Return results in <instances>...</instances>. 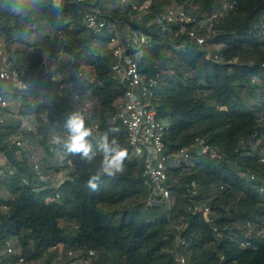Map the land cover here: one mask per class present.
Returning <instances> with one entry per match:
<instances>
[{
    "label": "trees",
    "instance_id": "trees-1",
    "mask_svg": "<svg viewBox=\"0 0 264 264\" xmlns=\"http://www.w3.org/2000/svg\"><path fill=\"white\" fill-rule=\"evenodd\" d=\"M93 1L0 0V46L33 35L38 39V50L18 66L21 85L0 81L1 91L21 100L11 102L20 105L19 112L3 109L12 119L0 122V156L6 159L0 165V263L25 257L52 264V249L62 246L66 252L95 251L91 264H183L180 259L184 264H264V0H139L150 4L139 14L119 3L102 8L125 36L137 31L150 39L139 65L143 74L161 75L153 105L169 124L167 152L203 138L222 155L213 159L191 151L193 158L170 174L171 208L160 197L148 205L145 166L134 157L125 124L115 118L126 87L112 73V34L86 25ZM173 5L198 20L215 15L201 44L188 34L196 26L186 25L181 33L180 26L163 31L154 23ZM46 60L59 62L58 68L46 69ZM85 68L90 79L83 75ZM63 71L66 80L54 81L53 74ZM65 81L90 91L96 107L84 115L88 126L97 125L99 136L119 129L117 138L128 150L124 172L102 177L97 191L86 185L99 168V154L88 162L64 152L60 166L50 150L54 135L65 134L66 116L75 111L60 95ZM26 115L35 117L37 127L30 133L41 138L49 158L39 170L11 143L23 133ZM67 169L65 180L49 181ZM195 203L209 206L210 213L190 210ZM8 242L18 254L7 253ZM62 261L69 262L66 256Z\"/></svg>",
    "mask_w": 264,
    "mask_h": 264
},
{
    "label": "built area",
    "instance_id": "built-area-1",
    "mask_svg": "<svg viewBox=\"0 0 264 264\" xmlns=\"http://www.w3.org/2000/svg\"><path fill=\"white\" fill-rule=\"evenodd\" d=\"M108 4L119 3L123 7H129L133 11L146 13L149 11L150 4L140 3L139 0H95L91 2V9L85 15V22L90 30L96 33L109 31L112 35L110 38V46L113 50L114 61L112 64V73L125 87L126 93L122 103L119 105L115 118L122 120L128 131V140L132 147L134 157L142 161L145 166L146 175L148 176L147 185L151 187V197L148 205L152 206L158 197L166 199L171 208L174 202L171 200V191L169 188L170 174L174 169L182 166L190 161L193 156L191 151L199 149L202 154H209L213 159H221L222 155L213 150V148L203 138H198L194 145L190 148H184L178 152L168 153L164 144V134L169 124L158 118V112L154 107V99L156 89L160 84V73L154 76L143 74L140 71L139 60L142 56V47L150 45V39L144 33L133 31L127 36L124 35L122 28L116 23L109 22L103 13V6ZM200 21L192 12L186 11L183 7L173 5L169 9L157 15L154 23L166 31L170 25L181 27L180 32H186V25L196 26ZM212 26V25H211ZM210 26V30H211ZM189 36L198 40L201 44L203 40L197 36L195 28L188 32ZM18 38L15 37L14 41ZM218 59L217 56H215ZM48 63L45 62V68L48 69ZM53 80L63 82L66 80V72H57L53 74ZM0 81H9L15 86H20V71L16 65H10L3 62L0 65ZM76 84L65 81L60 86V95L66 91H74ZM79 98V94L75 95ZM20 105H13L6 91L0 90V122L3 123L5 118L2 113L3 109H10L15 114L19 112ZM14 114V115H15ZM20 131L30 133L34 129L24 122L22 117V125ZM93 139L94 145L99 140L97 134V125L94 126ZM65 134H55L50 143V150L55 153L58 165H64L66 160L64 151L61 147V140ZM13 146L17 147L26 156L32 155L33 149L28 138L20 135L11 140ZM98 154V153H97ZM31 164V163H30ZM71 164V161H69ZM36 170L40 169L37 162H33ZM3 171L0 170V174ZM196 196L197 193L193 192ZM190 210L193 212L210 213V207L195 203ZM180 229V228H177ZM8 254H18L11 242L7 243ZM52 253L55 254L52 264H91L96 253L89 251H69L66 252L62 246L54 247ZM69 260L64 263V257ZM184 264V260L180 259ZM1 264V263H0ZM14 264H36L35 260H27L25 257H19Z\"/></svg>",
    "mask_w": 264,
    "mask_h": 264
},
{
    "label": "rangeland",
    "instance_id": "rangeland-1",
    "mask_svg": "<svg viewBox=\"0 0 264 264\" xmlns=\"http://www.w3.org/2000/svg\"><path fill=\"white\" fill-rule=\"evenodd\" d=\"M195 9L197 8L194 7L193 10L195 11ZM214 16L215 15H213L210 18L206 14L200 16V19H199L200 22L195 27L197 31V35L200 38L205 39L206 37L205 33L207 34V32L209 31L208 28H210L212 19L214 18ZM37 42H38L37 37L33 35L19 42L11 43L10 45L6 44V45L0 46V65L3 62H7L10 65H16V66L21 65V63L25 59L31 58L32 54L38 50ZM44 57L45 59H47L48 54H44ZM60 59L64 60L65 56L61 55ZM46 62L48 63V66L50 67L51 70H56L59 66V62H53L50 60L48 61L46 60ZM66 64L63 66L64 68L67 67ZM168 68H169L168 70H170L171 66L169 65ZM163 71L166 72V70L164 69ZM83 75L87 79H90L91 78L90 69L85 68L83 71ZM78 94H79V98L76 99L75 95H78ZM89 94H90V91L86 88V85L82 83H77L74 91L68 90L63 94V96L67 98L69 102H71L74 105L75 111H81L83 115H85V114H92V110L96 107V104L90 100ZM10 99H11V102L21 101V100L16 99L15 97H10ZM4 118H5V121L6 120L8 121L12 119V115L9 113H4ZM23 120L27 124V126H30L33 129L37 127V122L34 116H29V115L23 116ZM21 135L29 139V141L31 142L33 152H32V155L28 157L22 151H18V156L29 158V162L31 164H33L34 161L37 162L39 163L40 168H42L45 165V163H47L46 161H48L49 158L45 153V149L40 143L41 138H39L37 135L34 136L33 134L26 133V132H23ZM5 161H6L5 157L0 156V165H3ZM69 172H70L69 169L63 170L60 174L51 175L48 179L52 184H59L61 181L67 178ZM262 234L264 235V231L262 232Z\"/></svg>",
    "mask_w": 264,
    "mask_h": 264
},
{
    "label": "clouds",
    "instance_id": "clouds-1",
    "mask_svg": "<svg viewBox=\"0 0 264 264\" xmlns=\"http://www.w3.org/2000/svg\"><path fill=\"white\" fill-rule=\"evenodd\" d=\"M65 135L61 140L63 151L69 156H80L92 162L97 153L100 156L99 168L87 180V188L99 189L102 177L115 178L122 174L128 157L127 148L122 147L117 138L119 129L110 128L105 131L97 143L91 141L92 129L88 126L81 111H70L64 121Z\"/></svg>",
    "mask_w": 264,
    "mask_h": 264
}]
</instances>
